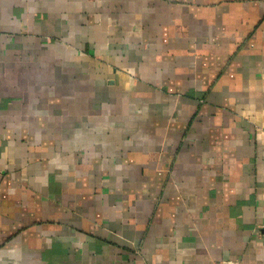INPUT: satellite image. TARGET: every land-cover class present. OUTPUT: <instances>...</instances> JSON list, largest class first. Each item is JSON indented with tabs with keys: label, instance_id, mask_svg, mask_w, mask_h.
<instances>
[{
	"label": "crops",
	"instance_id": "crops-1",
	"mask_svg": "<svg viewBox=\"0 0 264 264\" xmlns=\"http://www.w3.org/2000/svg\"><path fill=\"white\" fill-rule=\"evenodd\" d=\"M0 264H264V0H0Z\"/></svg>",
	"mask_w": 264,
	"mask_h": 264
}]
</instances>
